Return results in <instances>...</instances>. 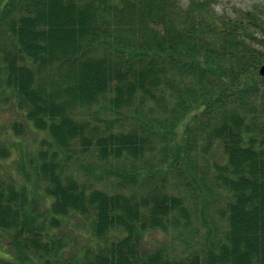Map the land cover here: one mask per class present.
I'll return each mask as SVG.
<instances>
[{
	"label": "trees",
	"instance_id": "1",
	"mask_svg": "<svg viewBox=\"0 0 264 264\" xmlns=\"http://www.w3.org/2000/svg\"><path fill=\"white\" fill-rule=\"evenodd\" d=\"M201 7L0 0V93L24 114L14 133L35 134L31 179L0 181L21 259L0 264L59 261L67 225L88 236L72 264H264V21ZM209 201L218 234L191 223Z\"/></svg>",
	"mask_w": 264,
	"mask_h": 264
},
{
	"label": "rangeland",
	"instance_id": "2",
	"mask_svg": "<svg viewBox=\"0 0 264 264\" xmlns=\"http://www.w3.org/2000/svg\"><path fill=\"white\" fill-rule=\"evenodd\" d=\"M177 2L182 6V8H187L188 6L193 9H201V12L205 15V12L202 10L201 3H206L207 5V12L214 16H222L225 19L230 18H239L244 14H255L261 17L264 21V0H177ZM208 3V4H207ZM9 96V95H8ZM0 93V181L6 180H18L19 183L24 184L23 173H27V177L31 179L33 176L32 170V153L34 152V144L31 139H35V134L32 132L28 133V137L25 139V145L23 141H21L20 137L18 136L19 133H14L13 131V124L15 122H24L26 123L23 112L19 110L18 105L16 104V100L14 97H8ZM192 116V115H190ZM184 122L188 123L189 118L184 120ZM183 122V124H184ZM182 124V125H183ZM181 131H179L178 138L181 137ZM4 147L6 148V155L4 154L3 150ZM4 155V157L2 156ZM26 157V158H24ZM210 156L197 154L196 161L204 162ZM23 158V159H22ZM93 163H91L92 165ZM72 165L76 166L77 162L74 159L72 161ZM201 166V164H199ZM92 167V166H91ZM200 174V173H199ZM25 175V174H24ZM181 178L175 179L173 181L172 177L169 175L168 181L166 180V184L169 187V190L172 191L174 189V185L179 184L180 186H184L183 183L180 181ZM42 186V185H41ZM43 187V186H42ZM185 187V186H184ZM38 194L40 196L43 195L44 190L38 189ZM44 203L41 202L39 204V210L46 212L44 207ZM212 204V207L206 208V223L199 221V219H191V223L194 226H199V230L204 232L208 229V225L216 230L215 234L221 232L219 230V224L223 223V219L217 215L218 203L213 201H209ZM208 203V204H209ZM38 208V207H37ZM192 211V210H191ZM44 215H40L39 224L42 226L44 222ZM89 226V224L87 225ZM85 225H81L77 227H71L67 225L65 228L62 229V234L67 235L66 249L64 252H59V255L62 257L59 261L55 259V257L48 258L43 256L41 258L35 255V251L29 249L28 259L25 261L29 264H67V261L70 260V256L73 252H78L82 247H84V243H87L88 236L86 234L87 230H84ZM186 233V229L182 230ZM214 231V230H211ZM10 232H5L0 230V257L4 259L19 262L21 263V259L19 254L13 249L12 240L10 237ZM87 236V237H86ZM168 243H173L176 241L177 236H172L170 234L167 235ZM146 240H152L154 243L162 242L166 240L160 234H152L147 235ZM178 250L180 254L184 255L185 250L183 247L178 245ZM73 262L71 261V264Z\"/></svg>",
	"mask_w": 264,
	"mask_h": 264
},
{
	"label": "water",
	"instance_id": "3",
	"mask_svg": "<svg viewBox=\"0 0 264 264\" xmlns=\"http://www.w3.org/2000/svg\"><path fill=\"white\" fill-rule=\"evenodd\" d=\"M259 74H260V75H264V66H262V67L260 68V70H259Z\"/></svg>",
	"mask_w": 264,
	"mask_h": 264
}]
</instances>
